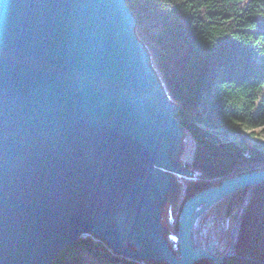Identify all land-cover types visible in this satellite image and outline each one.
I'll use <instances>...</instances> for the list:
<instances>
[{
  "label": "water",
  "instance_id": "water-1",
  "mask_svg": "<svg viewBox=\"0 0 264 264\" xmlns=\"http://www.w3.org/2000/svg\"><path fill=\"white\" fill-rule=\"evenodd\" d=\"M143 44L126 0H0V264H54L90 235L137 262L223 258L194 246L195 224L264 170L189 197L173 251L162 209L195 172Z\"/></svg>",
  "mask_w": 264,
  "mask_h": 264
},
{
  "label": "trees",
  "instance_id": "trees-1",
  "mask_svg": "<svg viewBox=\"0 0 264 264\" xmlns=\"http://www.w3.org/2000/svg\"><path fill=\"white\" fill-rule=\"evenodd\" d=\"M137 35L149 46L177 107L179 124L195 142L184 198L224 179L264 170V143L247 129L264 126V0H126ZM239 135L242 143L224 136ZM179 211V213H180ZM179 216V214H178ZM221 249L194 264H264V182L236 190L196 222L198 239ZM233 246V253L226 256ZM54 264H169L133 261L97 236L63 249Z\"/></svg>",
  "mask_w": 264,
  "mask_h": 264
},
{
  "label": "rangeland",
  "instance_id": "rangeland-1",
  "mask_svg": "<svg viewBox=\"0 0 264 264\" xmlns=\"http://www.w3.org/2000/svg\"><path fill=\"white\" fill-rule=\"evenodd\" d=\"M137 33V32H136ZM139 37V35H138ZM140 38V37H139ZM141 39V38H140ZM142 40V39H141ZM143 41V40H142ZM144 43V41H143ZM145 49L147 50V61L149 66L153 69L159 86L161 87L165 97L173 104H176L174 99L172 98L169 89L167 87V84L162 76V73L160 69L157 66V63L155 61V55L152 51V49L147 46L145 43L143 44ZM176 125L179 127L180 132H181V141H182V146L180 148V154L175 155V159L177 160L178 163H184L185 167L187 168V163L192 160L194 149H195V142L194 139L192 138L190 132L186 131L184 128H182L178 122L176 121ZM255 131V135L252 136H246L248 139V142L251 145L254 144H262L264 143V126H260L256 129H247L246 132ZM226 139H232L237 142L242 143V138L239 135H234V134H229L227 136H224ZM177 177L174 178L173 181V188L169 192L167 199L165 201V204L162 209V222L164 224L165 228V234L167 237L168 242L170 243V246L173 248V251L179 252V246H178V239H177V231H178V214L180 211V206L184 198V192H185V180L194 178L195 175L192 176H187V175H181V174H176ZM226 199V198H225ZM222 201V200H221ZM216 204V203H215ZM207 211V210H206ZM198 221V220H197ZM196 227V224H195ZM194 228V246L195 247H201L203 249H209L208 252L213 254L214 256H218L217 252L221 249L222 245H219L218 242H220V237H222V230L221 228L215 229L212 233V241L207 242L205 238L198 239L196 237V232ZM131 237H127L126 239H130ZM211 244H213V248H211ZM219 249V250H216ZM180 253V252H179ZM222 257V256H220ZM224 257V256H223ZM149 261V260H146ZM145 262V261H144Z\"/></svg>",
  "mask_w": 264,
  "mask_h": 264
},
{
  "label": "bare ground",
  "instance_id": "bare-ground-1",
  "mask_svg": "<svg viewBox=\"0 0 264 264\" xmlns=\"http://www.w3.org/2000/svg\"><path fill=\"white\" fill-rule=\"evenodd\" d=\"M169 194V193H168ZM127 225V227H129L128 226V224H126ZM130 228V227H129ZM121 232L123 233V238L124 239H126L128 236L129 237H131V238H133V235H132V232H131V230H129V229H127V228H123V229H121ZM90 236H95V235H90ZM87 237V236H86ZM130 238V239H131ZM177 239H178V236H177ZM178 244V243H177ZM178 246H179V244H178Z\"/></svg>",
  "mask_w": 264,
  "mask_h": 264
}]
</instances>
